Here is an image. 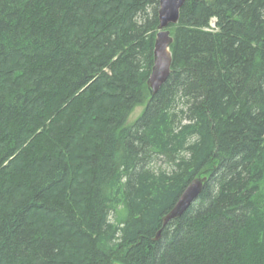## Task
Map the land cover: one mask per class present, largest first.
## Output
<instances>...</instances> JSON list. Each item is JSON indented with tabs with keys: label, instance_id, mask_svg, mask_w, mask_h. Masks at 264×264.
Here are the masks:
<instances>
[{
	"label": "trees",
	"instance_id": "trees-1",
	"mask_svg": "<svg viewBox=\"0 0 264 264\" xmlns=\"http://www.w3.org/2000/svg\"><path fill=\"white\" fill-rule=\"evenodd\" d=\"M159 8L0 0V264H264V0H187L152 97Z\"/></svg>",
	"mask_w": 264,
	"mask_h": 264
},
{
	"label": "water",
	"instance_id": "water-1",
	"mask_svg": "<svg viewBox=\"0 0 264 264\" xmlns=\"http://www.w3.org/2000/svg\"><path fill=\"white\" fill-rule=\"evenodd\" d=\"M187 0H159L158 11L159 27L154 46V66L148 79V90L154 97L167 82L171 74L173 55L171 46L174 39L169 27L177 25L180 19V11ZM208 178L194 179L181 195L175 207L163 218V226L166 227L172 220L180 218L199 197L207 187ZM161 231L157 235L159 239Z\"/></svg>",
	"mask_w": 264,
	"mask_h": 264
},
{
	"label": "rangeland",
	"instance_id": "rangeland-1",
	"mask_svg": "<svg viewBox=\"0 0 264 264\" xmlns=\"http://www.w3.org/2000/svg\"><path fill=\"white\" fill-rule=\"evenodd\" d=\"M215 23H216L215 20H212V22H211V27L212 28H215ZM144 110H145V106H139V107H137L133 111L132 115L130 116V119H129L130 123H133L135 120H137V118H139L142 115V113L144 112ZM155 168L157 170H159L160 168H162V169H166L167 168L168 169V166H167V164L162 159H157L156 160V166H155ZM119 212L122 214L121 215V218H124L125 215H126L124 209L121 208L119 210ZM112 218H114V217H112Z\"/></svg>",
	"mask_w": 264,
	"mask_h": 264
}]
</instances>
